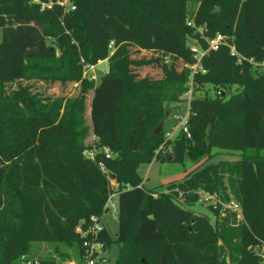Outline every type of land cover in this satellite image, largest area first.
<instances>
[{
    "label": "trees",
    "instance_id": "16d2710c",
    "mask_svg": "<svg viewBox=\"0 0 264 264\" xmlns=\"http://www.w3.org/2000/svg\"><path fill=\"white\" fill-rule=\"evenodd\" d=\"M189 1L70 0L75 7L64 11L57 0H0V264H16L32 241L60 243L72 248L60 256L77 258L82 240L76 226L103 215L115 191L117 234L105 226L99 233L104 250L118 244L114 264H259L248 246L264 243V65L253 69L248 59L264 61V0H193L196 26L206 36L226 35L244 59L225 45L202 56L205 71L192 75L193 90L210 84L214 96L190 101V137L180 130L165 141L163 127L154 132L165 117L162 103L188 90L194 62L187 39L198 34L188 23ZM133 49L155 55L133 57ZM104 59L108 70L97 83L82 76L85 63ZM148 65L159 67L161 76L133 69ZM32 79L77 82L79 92L62 103L63 97L18 82ZM90 134L110 158L82 154ZM214 148L242 155L191 172L169 192L153 194L141 184L142 163L182 162L185 155L197 162ZM100 159L115 176L116 190ZM224 174L241 221L226 215L213 224L180 204H193L198 188L222 196Z\"/></svg>",
    "mask_w": 264,
    "mask_h": 264
},
{
    "label": "rangeland",
    "instance_id": "374dc122",
    "mask_svg": "<svg viewBox=\"0 0 264 264\" xmlns=\"http://www.w3.org/2000/svg\"><path fill=\"white\" fill-rule=\"evenodd\" d=\"M197 5L198 4L196 1L191 0L188 2V16L190 17L189 20L191 21H193L192 18L195 14ZM0 40H1V29H0ZM154 55L155 53L151 51L135 50V49H133L132 51L133 57L144 56L148 58ZM162 58L164 62L169 63L171 61L169 55L167 54L163 55ZM12 63L13 65H16V61H13ZM251 63L253 64L252 65L253 69L257 68L259 71L262 70V67L264 65L262 64L264 63V61L259 63L252 61ZM181 66H182L181 62L177 64V68H181ZM133 69L139 76H144V75H150L153 77L161 76V69L157 66L148 65L141 67H133ZM107 70H108L107 59L99 60L94 67V71L96 75L94 82L97 83L100 79V76L105 72H107ZM18 82L21 83L22 85L30 86L32 92H37L43 96H50L54 98L63 97L61 101L62 103L68 102V100L74 98L79 92V84L77 82H67L61 84L60 82L50 83L47 81L37 80V79L19 80ZM11 85L15 86L16 83L13 82ZM190 86L191 88L190 89L188 88L189 90L182 93L177 101H163L162 103V106L165 110V117L162 120H160L159 123L160 122L162 123L160 130L162 127L164 128L165 141L173 140L174 137L178 134V132L182 130L180 127L181 121L178 118V116L184 115V117H186L185 114L187 113V111L189 115L190 101L193 98L203 97V96H209V97L214 96L215 88L210 84L204 85L201 89L197 91L193 90L192 83ZM234 89L235 86H231L230 91L226 89L227 91L226 90L225 91L227 92V94L225 95V97H228L229 92L233 91ZM90 95H91L90 92L87 93L86 95V101H85L86 106L89 104ZM55 102L57 101H50L48 103H55ZM61 111L62 109L60 110V113ZM85 117L87 123H89L88 108L85 109ZM159 123L156 125V127L159 125ZM84 142L86 146L83 152L88 146H90L91 149H93L96 152L99 153L101 152L102 147L97 144V139L94 138L91 134L86 137ZM241 155L242 153L239 150H226V149L214 148L210 155L200 158V160L197 162H193L189 160V158L185 155L183 157L182 162H175V161L159 162L154 160L150 163H142L138 166L137 171L140 177L142 178L141 184L146 189H150L153 192V194L161 191L169 192L170 186L177 183L178 181H181L191 172L199 170L208 164H215L224 161L228 163L235 162L241 158ZM222 181H223V187L225 188V190H223L222 196H220L219 193H215V192L211 193L203 188H198L196 191L197 200L193 204L187 205L182 200L179 201L180 204L183 205L185 208H189L193 210L194 212L203 213L207 215L209 217L210 222L213 224L219 222L221 218L225 217L226 215L228 219H234L236 222L241 221L242 218L238 217L237 214L234 212V210L231 207H229L231 201L236 202L239 205L240 203L233 196V194L231 193L228 187L227 174L223 175ZM112 187L116 190L118 187L117 182L116 185ZM113 199L117 201V196H114ZM215 208L218 209V214L214 213L213 210ZM116 212H117V206L111 208L110 212L101 215L102 221L112 237L116 236L119 225L117 218L114 219L112 217L113 214H115ZM30 245L31 247L29 251L26 254L21 255L19 259L22 256L36 257L38 259L54 258L56 260V264H66L67 261L72 259L71 257L65 258L59 255L58 251L60 252L62 251L70 254L72 252V248L64 246L60 243L46 242V241H32L30 242ZM248 248L256 251V253L258 251V245L248 246ZM117 253H118V244L113 243L109 249L105 250L102 258L98 260L97 264H114ZM19 259L16 264H18Z\"/></svg>",
    "mask_w": 264,
    "mask_h": 264
},
{
    "label": "built area",
    "instance_id": "2783aa9c",
    "mask_svg": "<svg viewBox=\"0 0 264 264\" xmlns=\"http://www.w3.org/2000/svg\"><path fill=\"white\" fill-rule=\"evenodd\" d=\"M51 3L52 1H49L47 3L43 2L42 7L45 4L48 5ZM57 3L63 6L64 11H67L75 7V5L72 2H70V0H57ZM188 23L192 24V26L195 28L194 33L198 34V36H188V39H187V47L194 58L193 64L189 65L191 69V76H190V81L188 83V86L191 85L192 75L197 70H201L202 72L205 71L201 66V58L209 50H216L220 46L225 45V46H228L230 53L238 58V61H241L242 59H244V57L236 50L235 46L229 42V39L226 35L220 32H217L213 36H206L204 34V28L202 26H199V27L196 26V24L191 20H189ZM200 39H202L206 43L205 48L201 46L200 41H199ZM248 60L250 62L253 61V59L251 58ZM94 67H95V64L85 63L83 66L82 76L90 80H94L96 78ZM190 88L191 86L189 87V89ZM217 93L220 94L219 91ZM185 115L186 117H184V115L178 116V118L181 121L180 127L182 131L186 133L187 137H190V134L187 128L188 111ZM161 147L162 145L160 146V148ZM101 152H103L105 158H110L112 155V153L109 151L107 147H103L101 149ZM83 155L86 158H89L90 160H93V161L96 160V151H94L91 148L87 150L85 149V151L83 152ZM97 165L101 169V171L105 173L106 177L108 178L110 182V185L111 186L116 185L115 177L113 174H111L109 169L106 167L104 160L100 159L99 161H97ZM117 195L118 193L115 191V192H112L108 196L107 202L105 205V210L107 209V212H110L111 208L117 206V201L113 199L114 196H117ZM229 207H231L234 210V212L237 214L238 217L243 218L241 206L238 203L231 201ZM112 217L116 219L117 214L116 213L113 214ZM104 226L105 225L102 221L101 216H97V215L90 216L85 225H82L81 223H79L75 228V232L80 236L82 240L81 251L77 258H72L71 260L67 261L66 264H97L98 260L102 258L103 253L105 252L103 242L99 240V233L102 231ZM257 254L259 256V264H264V243L258 244ZM18 264H41V261L36 257L22 256L19 259Z\"/></svg>",
    "mask_w": 264,
    "mask_h": 264
},
{
    "label": "water",
    "instance_id": "95a60500",
    "mask_svg": "<svg viewBox=\"0 0 264 264\" xmlns=\"http://www.w3.org/2000/svg\"><path fill=\"white\" fill-rule=\"evenodd\" d=\"M215 9L218 10V7H216ZM161 124H162V123L160 122L159 125L154 129V132H155V133H158V132H159L160 127H161Z\"/></svg>",
    "mask_w": 264,
    "mask_h": 264
},
{
    "label": "crops",
    "instance_id": "0c3cea01",
    "mask_svg": "<svg viewBox=\"0 0 264 264\" xmlns=\"http://www.w3.org/2000/svg\"><path fill=\"white\" fill-rule=\"evenodd\" d=\"M91 93V92H90ZM90 97H91V95H90ZM89 100H90V98H89ZM87 108L89 109V104L87 105ZM105 213H107V209L105 210ZM118 213V206H117V212H116V214ZM106 227V226H105Z\"/></svg>",
    "mask_w": 264,
    "mask_h": 264
}]
</instances>
